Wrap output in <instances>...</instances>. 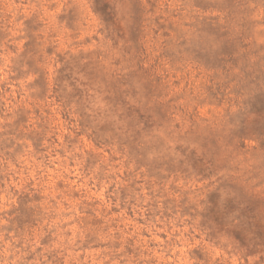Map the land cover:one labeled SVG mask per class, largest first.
<instances>
[{"label": "rangeland", "instance_id": "rangeland-1", "mask_svg": "<svg viewBox=\"0 0 264 264\" xmlns=\"http://www.w3.org/2000/svg\"><path fill=\"white\" fill-rule=\"evenodd\" d=\"M0 264H264V0H0Z\"/></svg>", "mask_w": 264, "mask_h": 264}]
</instances>
